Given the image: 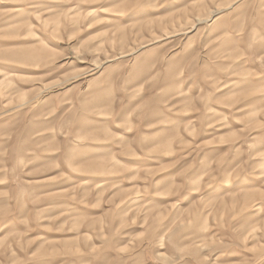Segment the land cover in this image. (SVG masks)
Masks as SVG:
<instances>
[{
	"label": "rangeland",
	"instance_id": "374dc122",
	"mask_svg": "<svg viewBox=\"0 0 264 264\" xmlns=\"http://www.w3.org/2000/svg\"><path fill=\"white\" fill-rule=\"evenodd\" d=\"M0 264H264V0H0Z\"/></svg>",
	"mask_w": 264,
	"mask_h": 264
},
{
	"label": "bare ground",
	"instance_id": "6f19581e",
	"mask_svg": "<svg viewBox=\"0 0 264 264\" xmlns=\"http://www.w3.org/2000/svg\"><path fill=\"white\" fill-rule=\"evenodd\" d=\"M226 10V9H225ZM221 11H223V9H218V10H216V11H214V13H213V17L218 13V12H221ZM46 21V20H45ZM190 32V31H189Z\"/></svg>",
	"mask_w": 264,
	"mask_h": 264
}]
</instances>
